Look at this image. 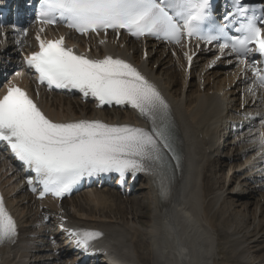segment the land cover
Wrapping results in <instances>:
<instances>
[{"label": "bare ground", "instance_id": "bare-ground-1", "mask_svg": "<svg viewBox=\"0 0 264 264\" xmlns=\"http://www.w3.org/2000/svg\"><path fill=\"white\" fill-rule=\"evenodd\" d=\"M5 34L10 51L18 57L12 47L14 35ZM24 40L31 46L29 38ZM67 41L78 52H86L81 37L68 34ZM89 42L92 57L111 55L131 63L165 98L178 136L180 175L167 201L161 196L162 178L147 173L139 175L126 196L109 188H91L60 204L33 201L21 194L13 166L0 152V191L18 227L15 242L0 247V264H74L66 242L56 246L60 250L56 255L45 240L56 235L60 225L99 231L103 235L96 246L120 264H264V152L257 136L264 129L260 123L264 102L260 95L247 93L242 69L221 61L203 72L213 60L211 50L201 51L187 74L182 59H173L157 42L145 44L147 56L125 36L118 41L108 37L103 43L90 37ZM5 45L1 43L0 54ZM205 58L206 66H201ZM24 76L22 82L30 86L29 75ZM38 93V106L56 122L88 119L148 127L128 105L96 109L78 97L41 89ZM103 262L110 264L108 259Z\"/></svg>", "mask_w": 264, "mask_h": 264}, {"label": "snow or ice", "instance_id": "snow-or-ice-1", "mask_svg": "<svg viewBox=\"0 0 264 264\" xmlns=\"http://www.w3.org/2000/svg\"><path fill=\"white\" fill-rule=\"evenodd\" d=\"M235 2L243 18L237 29L242 35L220 44V51L230 49L238 58L253 51L264 56V27L260 26L264 18L247 15V9L239 6L240 0ZM208 9L209 0H42L38 19L41 24H55L59 17L81 34L124 29L136 38L151 35L180 44L185 36H195L212 43L225 35L226 25H221L216 35H203ZM44 31L41 27L40 32ZM40 32L36 35L39 50L25 59L40 83L49 88L76 89L84 97H93L98 106L130 105L151 124L145 129L88 119L56 122L26 90L9 86L0 95V141L35 173V183L42 186L40 197L49 193L63 197L84 176L117 173L123 179L129 173L162 175L168 166L166 150H175L167 124L169 105L156 86L123 59L77 54L65 45L63 36L45 39ZM185 55L190 63L192 57ZM256 80L264 87V74L257 75ZM260 122L264 126V117ZM258 142L264 149V133ZM172 158L178 159L175 155ZM33 183L29 178L28 184ZM68 231L85 250L103 235L95 230ZM17 236V223L0 196V246L14 243Z\"/></svg>", "mask_w": 264, "mask_h": 264}, {"label": "rangeland", "instance_id": "rangeland-1", "mask_svg": "<svg viewBox=\"0 0 264 264\" xmlns=\"http://www.w3.org/2000/svg\"><path fill=\"white\" fill-rule=\"evenodd\" d=\"M253 202H255V201H253ZM250 208H251V207H250ZM246 211H247V210H245V211H244V213H245ZM247 212H248V211H247ZM245 215H248V213H247V214H245Z\"/></svg>", "mask_w": 264, "mask_h": 264}]
</instances>
